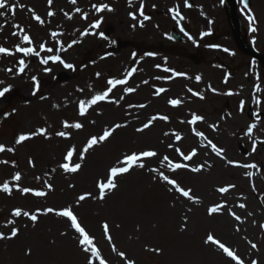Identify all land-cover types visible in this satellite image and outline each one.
<instances>
[{"label":"rangeland","instance_id":"obj_1","mask_svg":"<svg viewBox=\"0 0 264 264\" xmlns=\"http://www.w3.org/2000/svg\"><path fill=\"white\" fill-rule=\"evenodd\" d=\"M5 4L0 47L14 54H0V90L9 89L0 97V145L5 147L0 189L8 184L11 194L0 190V232L9 236L17 228L19 233L0 240V264H89V259L93 264L101 259L106 264H237L207 240L209 235L243 264H264V69L239 49L227 0H187L190 6L186 0ZM100 5L112 10H98ZM237 15L243 41L264 54V0H252L249 8L237 0ZM171 31L183 40L172 39ZM17 46L34 48L39 55H25ZM155 67L163 70L162 94L181 102L165 106L169 109L159 117L167 120H153L141 107L148 100L146 73L153 69L155 74ZM110 79L125 83L109 85ZM234 79L243 90L230 107L229 95L238 89ZM105 92L106 99L90 103ZM196 116L202 119L194 120ZM146 123L150 126L138 131ZM112 129L107 140L83 151L92 137ZM21 135L29 139L17 143ZM144 151L157 155L123 163L126 156ZM63 164L81 167L70 172ZM175 164L185 167L175 169ZM125 166L130 170L117 175V187L106 189L101 199L98 185L108 182L113 167ZM163 176L191 189L193 199ZM221 187L229 191L221 193ZM22 188L32 191L23 193ZM217 205L219 210L210 213ZM66 208L93 238L99 257L84 251L89 246L79 242L82 237L71 221L58 215ZM16 209L38 219L16 217Z\"/></svg>","mask_w":264,"mask_h":264},{"label":"snow or ice","instance_id":"obj_2","mask_svg":"<svg viewBox=\"0 0 264 264\" xmlns=\"http://www.w3.org/2000/svg\"><path fill=\"white\" fill-rule=\"evenodd\" d=\"M48 2H49V4H51L52 3V0H48ZM71 2L73 4H75L76 3V0H71ZM244 4H245V7L247 8V6H248L247 5V0H244ZM186 6H190V5H187V0H186ZM5 7H6L5 0H0V9H3ZM94 7H96V6H94ZM104 9H107L109 11L112 10L111 8H108L107 5H100L98 10H101L102 11ZM13 11H15L14 8H13ZM78 11H79V9H78ZM140 14L143 15L142 8L140 10ZM49 15H54V13H51L50 12ZM35 19L37 21H39L41 24L44 23V21L39 16H36ZM145 19H147V17H145ZM249 19L251 20L253 18L252 17H249ZM96 26H98V24ZM141 26H143V25H141ZM253 31H255V29H253ZM53 35H56V34L53 33ZM24 40L28 44H31L32 43L31 38L29 36H27V35L24 37ZM41 47L43 48L44 45H41ZM16 51L22 52L25 55H33V54L34 55H39V53H37L34 48H30V47H19V46H17ZM47 51H52V49H47ZM225 51H227V50L225 49ZM0 54L13 55L14 53H12L7 48L0 47ZM149 55H151V54H149ZM50 59H53L55 61V60H60V57H51ZM41 62L46 65L48 63V60L47 59H44ZM60 62L63 63V61H60ZM19 64L22 66L19 69V71L22 73L24 71V67H23L24 60H20L19 61ZM65 67L72 68L73 66L71 64H65ZM9 71H11V69H9ZM45 71H51V70L50 69H45ZM99 75L100 74L97 73V76H99ZM177 75H181V74L180 73H177ZM197 79H199V77H197ZM122 83H125V81H123V80H114V79H110L108 81V84L109 85H113V86L114 85H117V84H122ZM7 91H9L8 88H4L3 90H0V97L4 96V94ZM109 91H110V89H109ZM127 91L128 92H132L133 89L132 88H128ZM159 91L160 92H163L165 90L164 89H160ZM107 95H108V92H105L102 95H97V96L93 97V99L91 100L90 103L91 104H95V103H97L100 100L106 99L107 98ZM196 95H199V94H196ZM201 98H203V97H201ZM170 103L173 106H178L181 102L179 100H171ZM141 107H143V105H141ZM84 108H85L84 102H81V104H80L81 115L84 114ZM156 118L157 117H153L152 119L154 120ZM159 118L160 119H164V120H167L168 119V117H166V116H161ZM200 119H202V117H199V116L194 117V120H200ZM70 126L75 127L76 129H80V128L83 127V125L80 124V123H76L75 125H68L67 123H65V127H70ZM149 126H150V124L149 123H146V124H144L143 128L138 129V131H143L144 129L148 128ZM115 127L116 128H119V127H121V125L117 124ZM251 127H255V125H252ZM114 130L115 129H112L110 131H105L103 133V135L100 136V137H98V138L97 137H92L88 141L87 147L83 151L84 152H87L88 148H91V147H93V146H95V145H97V144H99V143L107 140L108 137L112 135V131H114ZM249 131H251V128L249 129ZM57 135H59V136H65L66 133H64V132H58ZM197 135H201L202 136L203 134L202 133H197ZM27 139H29V136L21 135L19 137L17 143H20V142L25 141ZM177 139H179V137H177ZM212 147H213V149L215 151H217V154L220 153V150L219 149H216L215 145H212ZM4 150H5V147L3 145H0V152H3ZM8 151H13V149H8ZM253 151H255V149H253ZM74 152H75V149L74 148L72 150H70L67 153L66 159L67 160H71ZM156 155H157V153L154 152V151H144V152L140 153L139 155L133 153L130 156H126L125 159H124V161H123V163L125 165H132L137 160H139L141 157H154ZM181 155H183V154L181 153ZM192 155H195V152H193L191 155L184 156V159H186V160L187 159H191V156ZM165 159H167V157H165ZM5 163H7V162L5 161ZM139 166L140 167H143L142 164L139 165ZM248 166L249 167H256V165H248ZM62 167L66 171L76 172V171H78L80 169L81 165L80 164H75L74 166L69 167L68 164H63ZM181 167H185V165H182V164H175L174 165V168L175 169H178V168H181ZM129 170H130L129 167H127V166H125V167H119V168L113 167L110 170L111 176H110L108 182L107 183H103L102 182V183H100L98 185L99 190H100V198L101 199L104 198V193H105V190L106 189H114V188L117 187V185L114 182V178L117 175L123 174V173H127ZM192 170L193 171H196V172H199L200 171V168H195V169H192ZM14 178H15V180L19 181L21 179L20 174L17 173ZM163 179L168 184L173 185L174 188H175V190L178 191V192H180L184 197H187L190 200L193 199V197L190 194L191 193V189L185 190L184 188L180 187L174 179H169L168 176H163ZM229 187H234V186H229ZM229 187H221V188L218 189V191H220L221 193H226L227 191H229ZM0 190L4 191L6 193L11 194V190H10L8 184H3L2 189H0ZM20 191H22L23 193H28V192H30L32 190L31 189H28V188H22V189H20ZM35 195L42 196V195H45V193H43V192H36ZM84 199H85V196H83V195L79 197V200H81V201L84 200ZM239 206L242 207V208L245 207V205H239ZM220 207H221L220 205L214 206V207H212V208L209 209V212L210 213H215V212H217L219 210ZM47 211L48 212H53L54 210L51 209V208H49ZM12 214L14 216H16V217L21 216V214H23L25 216H29L32 221H36L38 219L37 215L30 214L28 212H23L22 213L21 209H16ZM58 215L63 216V217H66V218H68L71 221L72 227H74L75 230H76V232L79 233L80 236L82 237V239L79 242L81 244H83V245H88L89 246V247L85 248L84 251H86V252H92L93 255L99 257V251L95 248V245L93 244V238H91L89 236V234L85 231V229L80 225V223L78 222L77 217L73 213V211L70 208H66V209L61 210L58 213ZM233 215L235 216L234 213H233ZM235 219L239 221L241 218L239 216H235ZM8 223L11 224V223H14V221H9ZM103 227H104V231L107 232L108 231V225H107V223H105ZM18 233H19V229H17V228H13L11 230V233H10L9 236H5L4 233L0 232V240L14 238V237H16L18 235ZM108 238H109V240L111 239L110 236ZM207 240L209 242H212V243L218 245L219 248H221L223 250V252L227 254V256L231 257L232 260L236 261L237 264H243V261L230 248L226 247L220 241L215 240L213 236L209 235L208 238H207ZM252 247L253 248H256L257 246L255 244H253ZM154 251H159V250L154 249ZM28 254H30V250H29V253ZM120 255L123 256L124 253H120ZM89 264H93V262L91 261V259H89ZM100 264H106V262L101 259ZM129 264H133V262H129ZM253 264H257V262L253 261Z\"/></svg>","mask_w":264,"mask_h":264},{"label":"bare ground","instance_id":"obj_3","mask_svg":"<svg viewBox=\"0 0 264 264\" xmlns=\"http://www.w3.org/2000/svg\"><path fill=\"white\" fill-rule=\"evenodd\" d=\"M140 26L143 25L142 22L138 23ZM157 71H154L155 74H152V70H148L146 73V87H152L155 86L154 89L151 90V92L149 91L148 88L145 89L146 93H147V99L144 103V108L145 110L150 114V115H154L155 117H159L160 114H164L163 112L167 110V108L169 109V107H165L167 105H171L170 101L173 100L171 98H165V96L162 94V92H160L159 90L161 89V85L163 84V70L161 68L155 67L154 68ZM189 71V70H188ZM238 82V83H237ZM236 83V85H238V89H236L234 92H232L229 95V99H228V104L230 107H234L238 102H239V98L241 96L242 90H243V85L240 87V80H233V84ZM120 99L118 100V102L116 103L115 106H120ZM136 108H138V106H136ZM139 109V108H138ZM137 109V110H138ZM141 109V107H140ZM139 109V110H140ZM117 113H123V111L121 109L118 110ZM108 118V115L107 117ZM203 124L205 126H209L208 121H203ZM204 126V127H205ZM245 224L246 221H245Z\"/></svg>","mask_w":264,"mask_h":264},{"label":"water","instance_id":"obj_4","mask_svg":"<svg viewBox=\"0 0 264 264\" xmlns=\"http://www.w3.org/2000/svg\"><path fill=\"white\" fill-rule=\"evenodd\" d=\"M228 1H229L230 5H231L233 23H234L235 27H236L237 30H238L239 19H238V18L236 17V15H235V12H236L235 0H228ZM249 1H250V0H247V4H249ZM237 34H238V39H239V32H238ZM239 43H240V47H241V49H242L245 53L257 57V58L262 62V64L264 65V56H263V55H261V54L255 52L254 50H252V49H250L249 47L245 46L241 40H239Z\"/></svg>","mask_w":264,"mask_h":264}]
</instances>
